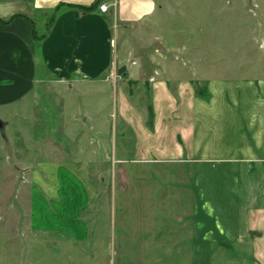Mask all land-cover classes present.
<instances>
[{"label":"crops","instance_id":"0c3cea01","mask_svg":"<svg viewBox=\"0 0 264 264\" xmlns=\"http://www.w3.org/2000/svg\"><path fill=\"white\" fill-rule=\"evenodd\" d=\"M158 10L0 0V111L41 106L51 88V161L30 177L31 228L51 233V264H70L73 245H95L107 264H264V45L246 52L254 77L215 76L198 56L148 64L137 54L168 52Z\"/></svg>","mask_w":264,"mask_h":264},{"label":"rangeland","instance_id":"374dc122","mask_svg":"<svg viewBox=\"0 0 264 264\" xmlns=\"http://www.w3.org/2000/svg\"><path fill=\"white\" fill-rule=\"evenodd\" d=\"M261 1L264 0H156L160 30L167 39L168 52L161 47L151 54L137 56L148 64L154 60L168 65L198 56L201 65L206 61L204 68L215 63L212 65L215 76L254 77L258 72L255 63L245 58L256 56L247 54L248 50L264 45V7L254 5ZM50 16L47 15L45 26L50 24ZM44 31L35 32L32 23L34 40L41 38ZM181 45L188 47L189 51L191 47H200V52L177 53ZM208 47L214 48L216 53L207 54ZM225 47L230 48V52L220 51ZM129 88L140 92L143 97L148 94L145 85ZM196 91L203 94V82L196 85ZM44 93L49 100L41 106L38 102L21 101L0 111L4 125L0 129V264H51V233H40L31 228V171L38 163L51 161L53 143L51 88ZM143 101L144 106L147 103ZM47 111H50L49 116L44 114ZM98 169L95 164L90 166L93 184H98ZM83 217L92 227L95 226L94 212ZM71 250L70 264H96L98 257L100 263L107 264L106 254L98 256L95 245H73Z\"/></svg>","mask_w":264,"mask_h":264},{"label":"built area","instance_id":"2783aa9c","mask_svg":"<svg viewBox=\"0 0 264 264\" xmlns=\"http://www.w3.org/2000/svg\"><path fill=\"white\" fill-rule=\"evenodd\" d=\"M98 9L101 13H106L108 11V7L105 4L99 5Z\"/></svg>","mask_w":264,"mask_h":264},{"label":"trees","instance_id":"16d2710c","mask_svg":"<svg viewBox=\"0 0 264 264\" xmlns=\"http://www.w3.org/2000/svg\"><path fill=\"white\" fill-rule=\"evenodd\" d=\"M90 8H92V7H90ZM90 8H83L84 10H88V9H90ZM34 34V33H33ZM34 37V36H33ZM122 71H123V69H119V74H121L122 73Z\"/></svg>","mask_w":264,"mask_h":264}]
</instances>
